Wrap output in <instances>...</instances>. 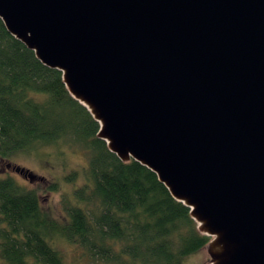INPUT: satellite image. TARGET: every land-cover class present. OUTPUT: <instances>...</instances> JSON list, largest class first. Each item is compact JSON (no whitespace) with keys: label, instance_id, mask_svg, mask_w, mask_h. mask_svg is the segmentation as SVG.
<instances>
[{"label":"water","instance_id":"obj_1","mask_svg":"<svg viewBox=\"0 0 264 264\" xmlns=\"http://www.w3.org/2000/svg\"><path fill=\"white\" fill-rule=\"evenodd\" d=\"M0 18L191 208L211 264H264V0H0Z\"/></svg>","mask_w":264,"mask_h":264},{"label":"trees","instance_id":"obj_2","mask_svg":"<svg viewBox=\"0 0 264 264\" xmlns=\"http://www.w3.org/2000/svg\"><path fill=\"white\" fill-rule=\"evenodd\" d=\"M0 126V264H66L61 240L82 248L91 264H188L212 240L155 171L109 149L63 72L38 59L1 18ZM50 146L87 157L83 172L65 176L73 188L59 215L42 195L61 191V181H37L18 165Z\"/></svg>","mask_w":264,"mask_h":264},{"label":"rangeland","instance_id":"obj_3","mask_svg":"<svg viewBox=\"0 0 264 264\" xmlns=\"http://www.w3.org/2000/svg\"><path fill=\"white\" fill-rule=\"evenodd\" d=\"M19 166H23L32 170L40 177L46 180H60L62 183L61 191L48 192L45 191L42 195L43 203L50 208L55 214H60L63 208V196L65 193L72 191V185L65 180V176L73 169L83 172V168L87 165V157L83 150L77 148H62L57 149L54 146L45 147L34 153L31 156H21L18 158ZM17 177L18 174L15 173ZM44 187L47 184L43 183ZM58 248L63 253L66 264H91L90 259L85 254V251L78 246L61 240L58 242ZM188 264H211V255L208 246L199 253L189 258Z\"/></svg>","mask_w":264,"mask_h":264}]
</instances>
